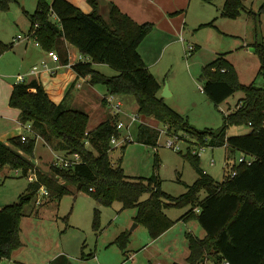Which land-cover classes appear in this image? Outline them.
<instances>
[{
    "label": "trees",
    "instance_id": "trees-1",
    "mask_svg": "<svg viewBox=\"0 0 264 264\" xmlns=\"http://www.w3.org/2000/svg\"><path fill=\"white\" fill-rule=\"evenodd\" d=\"M18 1L0 0V11L8 12ZM90 2L93 11L85 13L70 0H38L37 10L31 16V32L38 25L35 37L40 46L47 52H57L62 63L68 64L66 43H69L89 59L73 65L79 75L89 77L92 85L104 86L109 95L133 96L141 119L137 142L157 146L160 132L142 122V119L152 118L169 131L189 133L201 145L225 147V178L216 182L199 168L196 159L194 164L199 177L180 197L164 192L155 176L130 178L110 157L111 140L120 135L117 116L111 115L89 130L88 113L55 104L36 80L16 83L9 105L20 111L22 124H31L33 135L27 142H22L21 136L9 143L0 140V169L8 166L27 176L35 167L29 157L34 156L37 138L55 151L80 154L83 162L69 169L51 167L49 172L37 169L38 181L31 183L28 193L21 196L19 202L0 210V261L11 259L23 246L20 237L23 207L45 187L50 200L61 201L66 195L85 190L103 206L118 201L124 208H136L135 221L148 228L152 240L159 239L178 222L168 218L164 209L191 204L193 208L179 221L196 220L206 234L200 238L187 233V264H206L211 257L214 264H264V87L242 84L235 67L224 57L217 58L204 68L202 91L216 105L238 91H242L244 97L236 110L225 115L224 125L218 132L196 130L159 95L162 86L139 52L154 25L137 24L115 5L105 19L99 12L97 0ZM243 12L253 15L259 24L264 5L254 12L247 9L244 0H225L223 17L236 19ZM253 48L260 57L259 76L264 78V44H255ZM6 50L8 46L0 45V56ZM97 64L108 65L118 74L107 76L94 68ZM243 124L250 127V133L228 136L229 126ZM236 152L254 161L251 165L231 163ZM202 191L206 192L203 200L199 198ZM146 193H149L148 199L141 201ZM128 240L129 234L122 233L116 242L124 247Z\"/></svg>",
    "mask_w": 264,
    "mask_h": 264
},
{
    "label": "rangeland",
    "instance_id": "rangeland-1",
    "mask_svg": "<svg viewBox=\"0 0 264 264\" xmlns=\"http://www.w3.org/2000/svg\"><path fill=\"white\" fill-rule=\"evenodd\" d=\"M244 1L247 9L254 12L264 5V0ZM224 3L225 0H213L210 4L191 0L184 12L186 29L183 40L166 47L167 38L150 33L142 44L144 52L149 49L147 53L152 62L159 59L149 70L168 87L170 95L164 98L166 103L199 131L210 129L218 132L224 125L225 115L236 110L244 97V93L238 91L216 105L202 91L204 68L217 58L224 57L235 67L242 84L255 83L264 87V78L259 76V54L250 51L255 44H264V14L259 24L248 12H243L236 19L223 17ZM37 7L38 0H19L11 5L8 12L0 11V45L9 47L0 56V101H5L6 84L14 86L17 74L26 73L31 67L28 58L23 60L22 55L37 49L35 37L25 42V37L31 32V16ZM53 19L57 20L55 16ZM94 68L107 76L118 74L105 64L94 65ZM98 87L103 91L106 89L102 85ZM120 101V119L128 124L132 115L137 114L136 100L133 96H120ZM142 122L160 132L156 147L137 142L140 122H135L128 129L121 130L118 144L110 151L112 163L124 169L128 177L149 179L155 176L164 192L180 197L199 177L194 164L196 159L199 168L216 182L224 180L225 147L201 145L189 133L169 131L152 118L142 119ZM96 123L95 118L91 120L89 130ZM11 124L0 118V133L4 128L12 130ZM20 128L23 134L30 135L23 126ZM248 133L250 127L245 124L231 125L227 129L229 137ZM129 135L132 142L124 147L123 140ZM12 136L11 133L10 137H1V141L9 143ZM168 140L176 141L180 150L166 147ZM50 147L42 139L37 140L34 156L29 159L39 170L49 172L53 165L54 156L58 153ZM87 147L91 148L89 144ZM244 156L236 152L230 161L239 164V158ZM30 185L28 177L22 173H16L8 166L1 168L0 210L19 202L20 197L28 193ZM148 197L149 193L144 194L141 201ZM205 197L206 192L202 191L199 198L203 200ZM37 198L38 193L23 207L24 217L20 225L23 246L13 253L11 259H3L2 264H48L60 252L67 255L68 264H186L189 254L187 233L199 237L206 234L196 220L179 221L193 208L191 204L164 209L168 218L178 222L155 243L144 224L135 227L137 209L124 208L121 202L103 206L85 190L66 195L61 201L45 198L41 206L36 205ZM122 233L129 234L124 247L116 242ZM90 254L94 257L90 258ZM213 260L209 258L206 264H214ZM59 261H52V264Z\"/></svg>",
    "mask_w": 264,
    "mask_h": 264
},
{
    "label": "crops",
    "instance_id": "crops-1",
    "mask_svg": "<svg viewBox=\"0 0 264 264\" xmlns=\"http://www.w3.org/2000/svg\"><path fill=\"white\" fill-rule=\"evenodd\" d=\"M70 1L75 3L86 13H91L93 11V6L90 0ZM97 3L99 6V12L105 19H107L109 16L111 6L115 5L122 13L128 15L137 24H153L154 29L151 34H156L159 37L167 38L165 46L168 47L169 45L183 40L182 35L186 29L185 13L186 8L191 3V0H97ZM148 36L141 43L139 52L147 67L150 68V66L156 65L159 59L155 61L153 60L154 62H152V58H149L150 55L147 53L149 49L147 52L143 51L142 44L146 42ZM28 41L29 39H25V42ZM35 46L37 49L31 53H24V55H22L23 60L28 58V61L31 65L30 69L26 73L17 74V76L29 74L30 70L34 66L40 65L42 61L48 62L50 68L52 69L57 68L61 64L60 68L56 69L55 74H51L48 71H42L35 76L28 77V81H38L44 87L50 99L55 104H62L64 107H66V109L82 110L89 114L90 121L95 118L97 123L91 127L92 129L96 128L99 124L110 118L112 113L106 106L105 102V98L108 95L107 90L105 89L103 91L98 87V85H92L89 81V77L81 76L73 69V65L79 62V57L82 55L74 46L66 43V47L68 48L69 52L68 64H63L61 59V63L57 64L52 60V58L49 57L48 52L45 51L41 46L37 45L36 42ZM147 55L149 56L147 57ZM15 84L16 83L14 82V85ZM160 84L162 88L159 92V95L161 96V92L163 91L165 84ZM6 86L7 92L4 94L5 101H0V118L11 122L12 130L8 131L6 128L2 129V132L0 133V140L1 137H10L11 133L13 135L11 139L24 135L23 130L20 128V126H22L20 122V111L18 109L11 108L9 105L10 96L14 86L8 84H6ZM164 100L166 102V99ZM97 101L98 103H96ZM86 103L89 104L87 105ZM16 128H18V130H15ZM42 141L47 144L44 140ZM52 151L60 155H66L65 152H58L54 149ZM168 232H166L159 239L154 240V242L156 243ZM204 237V235L200 236V238ZM156 253H154L155 256ZM88 256L92 258L94 257V254H90ZM82 259H84L83 256ZM59 260L62 261L60 262ZM52 261H59L58 264H68L70 262L67 255L61 252ZM52 261H50L48 264H52ZM158 264H160V262Z\"/></svg>",
    "mask_w": 264,
    "mask_h": 264
},
{
    "label": "built area",
    "instance_id": "built-area-1",
    "mask_svg": "<svg viewBox=\"0 0 264 264\" xmlns=\"http://www.w3.org/2000/svg\"><path fill=\"white\" fill-rule=\"evenodd\" d=\"M37 26H35V27L37 28ZM36 28L32 32H30V34L27 37H25V39H30V38L35 37ZM19 38H21V36H19ZM35 40H36L37 45L40 46V43L37 41L36 37H35ZM48 55L57 64L61 63L60 62V57L57 54V52L50 51V52H48ZM88 61H89L88 57H86L84 55H81L79 57V62H88ZM60 65L57 68H60ZM57 68H53L52 69V68H50L48 62L42 61L40 65L34 66L30 70L29 74H27V75H18L16 83H27V82H29L28 81V77L35 76V75L41 73L42 71H48L51 74H55ZM105 102H106V106L110 109L112 115L118 117V121H117L116 127H117V130L119 132H121V130H123L124 128L128 129L135 122H140L141 123V119L138 116V114L132 115L131 120H130V122L128 124H125L120 119V116L122 114V102L120 101V96L109 95L108 94L106 96V98H105ZM22 126L25 129H27V131H29V133H30V135H25L24 134V135L21 136L22 142H27L28 139L30 138V136L33 135L32 126H31V124H22ZM119 136H114L112 138V140H111L112 150H113V146H116L118 144V137ZM38 139H40V138H37V140ZM131 139H132V136L129 135L123 140V143L125 145H127L128 143L132 142V141H130ZM175 139L176 140H181V139H178V138H175ZM166 147H168L170 149H174L175 151H179L180 150V148L177 145L176 141H173V140H168L167 143H166ZM253 161H254V158H252V157L248 158V156H244V157H240L239 158V162L240 163H246L248 165H251ZM82 162H83V158L78 153L69 154V155L68 154H66V155L55 154L52 167L69 169V168L75 167L76 165H79ZM37 169L38 168L35 166L33 170L29 171L27 177H28L30 183H34V182L38 181V176H37V172H36ZM15 171H16V173H22L21 170H15ZM45 198H49V192L46 190L45 187H41V189L38 192V198L36 200V205L41 206L43 204V199H45ZM0 264H2V260L0 261ZM226 264H230V263H226Z\"/></svg>",
    "mask_w": 264,
    "mask_h": 264
},
{
    "label": "water",
    "instance_id": "water-1",
    "mask_svg": "<svg viewBox=\"0 0 264 264\" xmlns=\"http://www.w3.org/2000/svg\"><path fill=\"white\" fill-rule=\"evenodd\" d=\"M10 15H11V14H10ZM11 16H12V15H11ZM250 51L255 53V52H256V49H255V48H251ZM163 90H164L163 93H162V97H163V98H165V97H167V96L170 95L167 86H165ZM80 187H81V185L78 187V191H80ZM137 226H138V224L135 225V227H137Z\"/></svg>",
    "mask_w": 264,
    "mask_h": 264
}]
</instances>
